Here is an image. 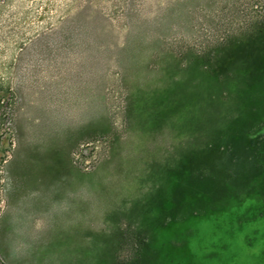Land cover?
Here are the masks:
<instances>
[{"label":"rangeland","instance_id":"obj_1","mask_svg":"<svg viewBox=\"0 0 264 264\" xmlns=\"http://www.w3.org/2000/svg\"><path fill=\"white\" fill-rule=\"evenodd\" d=\"M226 1L0 0V264H264V47L206 59Z\"/></svg>","mask_w":264,"mask_h":264},{"label":"trees","instance_id":"obj_2","mask_svg":"<svg viewBox=\"0 0 264 264\" xmlns=\"http://www.w3.org/2000/svg\"><path fill=\"white\" fill-rule=\"evenodd\" d=\"M209 27L213 32L207 60L214 59L224 47L232 44L264 47V0H227L220 9H213L209 14ZM194 58L202 56L196 54ZM0 93L1 98L8 103V108H11L13 101L10 86L3 85ZM7 118L10 119V116L7 115ZM263 127L264 121L256 129ZM9 144L11 146V141ZM248 145L251 151L257 153L259 164L264 165V131L251 139Z\"/></svg>","mask_w":264,"mask_h":264},{"label":"crops","instance_id":"obj_3","mask_svg":"<svg viewBox=\"0 0 264 264\" xmlns=\"http://www.w3.org/2000/svg\"><path fill=\"white\" fill-rule=\"evenodd\" d=\"M68 185H69V187H71V190L72 191L75 190L74 189L75 186H81V187H83L82 186V181H80L79 183L77 181L76 182L74 181L73 183L72 182H69ZM76 192H77V190H76ZM83 193H84V191H83V188H82L81 197L83 196ZM81 201H82V199H81ZM50 233L51 234H53V233H55V234H62V230H61V228H57V227L54 226L53 228L50 229ZM64 233L66 234L67 233V230H65Z\"/></svg>","mask_w":264,"mask_h":264},{"label":"built area","instance_id":"obj_4","mask_svg":"<svg viewBox=\"0 0 264 264\" xmlns=\"http://www.w3.org/2000/svg\"><path fill=\"white\" fill-rule=\"evenodd\" d=\"M81 152H82V153H85V148H82Z\"/></svg>","mask_w":264,"mask_h":264}]
</instances>
